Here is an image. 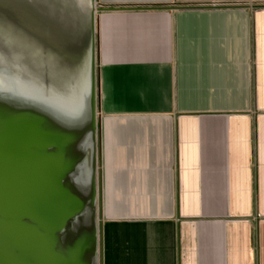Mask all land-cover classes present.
Returning <instances> with one entry per match:
<instances>
[{
  "label": "crops",
  "instance_id": "1",
  "mask_svg": "<svg viewBox=\"0 0 264 264\" xmlns=\"http://www.w3.org/2000/svg\"><path fill=\"white\" fill-rule=\"evenodd\" d=\"M95 2L102 226L82 264H264V0Z\"/></svg>",
  "mask_w": 264,
  "mask_h": 264
},
{
  "label": "water",
  "instance_id": "2",
  "mask_svg": "<svg viewBox=\"0 0 264 264\" xmlns=\"http://www.w3.org/2000/svg\"><path fill=\"white\" fill-rule=\"evenodd\" d=\"M95 23L96 13L92 12L88 23L93 38L91 62L95 58ZM66 54L62 55L64 60ZM67 76L64 84L71 86L73 82L70 75ZM81 83L84 85L79 91L73 84L70 87L73 100L79 98L72 102L75 113L67 122L56 123L45 111L41 115L29 111L22 113L24 106L17 110L8 103L5 106L10 108L1 110L0 162L4 170L0 172V180L13 176L16 183L20 181L23 185L21 188L12 185L14 191L21 193L16 196L21 206L10 208L8 199L0 196V234L10 235L0 245V264H82L96 254L93 238L97 210L94 71H89ZM19 119L22 122L32 120L36 125L17 123ZM88 158L91 175L81 185L79 169L82 160ZM36 176L37 191L31 186ZM9 252L20 259L10 254L11 258L3 256Z\"/></svg>",
  "mask_w": 264,
  "mask_h": 264
},
{
  "label": "rangeland",
  "instance_id": "3",
  "mask_svg": "<svg viewBox=\"0 0 264 264\" xmlns=\"http://www.w3.org/2000/svg\"><path fill=\"white\" fill-rule=\"evenodd\" d=\"M48 0L40 1L41 11L47 15V10L57 11V15L52 16L53 21H50L47 15H41L42 27L39 29L40 37L23 31L18 28L17 24L8 19L0 11V80L6 81L8 85L15 87L19 91L22 88L26 89V83L35 86L34 91L39 94L40 100L36 103L23 104L22 113L26 111L35 114H47L56 123L67 122L75 113V107L72 106L73 100L70 87L77 88L84 85L81 83L89 71H94L95 76L98 73V49H97V15L100 12V5L93 0ZM6 7L18 8L21 11L23 3H18L15 0H0ZM43 2V3H42ZM84 3V4H83ZM46 6V7H45ZM51 7V8H49ZM90 8V9H88ZM9 9V8H8ZM92 12L96 13L95 35H94V61L91 62V43L93 38L90 34L89 21ZM43 13V14H45ZM29 19V15H27ZM31 17L29 20H32ZM48 20V21H47ZM48 28V29H47ZM46 41L45 44L43 41ZM40 41V42H39ZM12 42V44H10ZM15 47L14 52L12 48ZM24 50L26 54V67L16 65V56L18 50ZM67 53V54H66ZM66 54L63 59L62 55ZM69 55L71 57H69ZM62 57V59H60ZM8 62L7 64H5ZM92 63V66H90ZM66 69L69 71V78L72 80L71 86L69 83L64 84ZM17 83H19L17 85ZM25 86V87H24ZM76 91V93L78 92ZM26 106V107H25ZM95 117L100 116L99 107H95ZM96 141V140H95ZM100 145V131H99ZM100 148V146H99ZM100 154V149H99ZM97 159V156H95ZM96 161V160H95ZM2 162H0V172H3ZM101 174V157L98 156L96 162V178L99 177L100 183ZM0 180V196H4L7 201V206H21L16 196L21 193L14 191L13 186L21 188L23 182L12 179ZM22 183V184H21ZM13 185V186H12ZM99 185V184H98ZM31 186L38 190L37 176L32 179ZM18 188V189H19ZM3 198V197H2ZM98 227L102 226L100 216L99 201L97 204ZM101 256V248H100ZM101 258V257H100Z\"/></svg>",
  "mask_w": 264,
  "mask_h": 264
},
{
  "label": "bare ground",
  "instance_id": "4",
  "mask_svg": "<svg viewBox=\"0 0 264 264\" xmlns=\"http://www.w3.org/2000/svg\"><path fill=\"white\" fill-rule=\"evenodd\" d=\"M18 3H23V8L21 9V11H17L19 10L18 8H16V6H14V8H10V7H6L5 4L0 2V11L1 13H3L5 16L9 17L13 22H15L16 24L20 25L22 28H24L27 32H29L30 34H34V36L39 37V29H41L42 27V20H41V15H46L45 12L41 11V6H40V1L41 0H15ZM44 1H48V0H44ZM68 1V0H66ZM81 1V0H80ZM84 1V0H83ZM59 2V0L57 1ZM82 2V1H81ZM43 3V2H42ZM84 4V3H83ZM46 7V6H45ZM51 8V7H49ZM90 9V8H88ZM58 11V9H57ZM54 12V10H47V15L49 16L48 18L50 19V21H53V17H55V15H57L58 13ZM45 13V14H43ZM33 17L32 20H29L31 17H29V19L27 20L28 16ZM46 15V16H47ZM48 21V20H47ZM48 29V28H47ZM12 44V42L10 43ZM14 49H16L15 47L12 48L13 52ZM18 54H16V56H18V58L16 59V65H18L19 67H26V54L24 50H18L17 51ZM5 63V62H4ZM8 62H6L5 64H7ZM2 64V63H0ZM0 75H2L0 73ZM68 76H65L64 80H67ZM19 83H17L18 85ZM21 89H18L19 91L15 90V87H12L10 85H8V83L6 81H2L0 80V113L1 110L4 109H9L10 107L5 103H8L9 105L14 106V108H16L17 110L19 108H21L22 103L24 104H29V102L31 103H36V101L40 100L39 94L37 92L34 91L35 86L32 84H28L26 83L25 86H27L26 89L22 88L21 85H19ZM24 86V87H25ZM16 98V99H15ZM5 107V108H4ZM4 108V109H3ZM2 114V113H1ZM17 123H24L26 125H36L33 124L32 120L29 121H25L22 122V120H17ZM36 129H39V126H36ZM83 152L85 153L84 149ZM89 159H83L82 160V165L80 166L79 169V175L78 177L80 178V183L82 185V181H88L89 180V176L91 175V169L89 165ZM88 161V163H87ZM81 190H82V186H80ZM86 214L82 217V222H86ZM5 237V239H3L2 237ZM10 238V235H4V234H0V245L3 244V242L7 239ZM7 255H3L6 258L9 257L11 255V257L13 256L12 253H6ZM10 254V255H9ZM9 257V258H11ZM14 258L16 256H13ZM17 259H20L19 257H16Z\"/></svg>",
  "mask_w": 264,
  "mask_h": 264
}]
</instances>
